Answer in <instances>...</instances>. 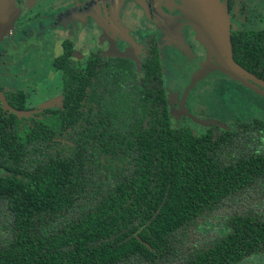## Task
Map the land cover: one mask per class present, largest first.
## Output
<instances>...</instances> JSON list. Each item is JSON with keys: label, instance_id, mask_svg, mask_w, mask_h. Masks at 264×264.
<instances>
[{"label": "trees", "instance_id": "obj_1", "mask_svg": "<svg viewBox=\"0 0 264 264\" xmlns=\"http://www.w3.org/2000/svg\"><path fill=\"white\" fill-rule=\"evenodd\" d=\"M229 39L232 60L264 83V32ZM67 52L61 109L31 125L0 114V264L264 255V123L193 135L170 124L164 93L142 91L123 61L80 72ZM17 97L9 103L24 110Z\"/></svg>", "mask_w": 264, "mask_h": 264}, {"label": "rangeland", "instance_id": "obj_2", "mask_svg": "<svg viewBox=\"0 0 264 264\" xmlns=\"http://www.w3.org/2000/svg\"><path fill=\"white\" fill-rule=\"evenodd\" d=\"M224 1L64 0L60 9L29 25L22 24L14 38L2 42L0 51L5 50L6 54L3 59L0 57V86L31 93L39 108L54 106V92L60 84V75L52 65L56 44L63 39L71 40L80 49L77 57H83L86 46L98 43L91 34L136 21L140 44L150 36L157 41L173 125L200 135L210 128L220 132L238 123H264V83L253 81L227 62L230 59L227 32L230 33L231 26ZM233 2L245 6L246 16L260 15L264 20V0ZM218 5L226 8L228 24L213 36L203 34L204 21L211 10L215 20L223 19L215 8ZM243 23L244 18L236 24ZM117 47L113 43L110 50L118 52ZM231 70L233 74L229 73Z\"/></svg>", "mask_w": 264, "mask_h": 264}, {"label": "flooded vegetation", "instance_id": "obj_3", "mask_svg": "<svg viewBox=\"0 0 264 264\" xmlns=\"http://www.w3.org/2000/svg\"><path fill=\"white\" fill-rule=\"evenodd\" d=\"M64 0H15L16 6L19 10V16L14 23L12 30L3 38L0 42H2L9 38H14L17 35L19 27L22 24L29 25L35 22L40 17H46L51 14L54 10H58L61 7V4ZM70 2H82L83 0H68ZM230 21V32L240 31V30H251V31H262L264 32V20L259 15L257 16H246L245 6H236L234 5L233 0H225L224 1ZM244 18V23L242 25L236 24L238 21ZM118 19V18H117ZM117 19L115 21H117ZM259 28V29H257ZM140 27L138 23L134 21L133 23H119L117 26H113L112 28H105L100 30L97 34H91L92 38H97L98 43L95 44L94 47L90 45L86 46L87 52L83 57H77L80 49H77L73 42L68 39H63L58 42L56 51H54V56L52 59V65L58 71L60 75V84L59 89L54 92L55 104L51 107L39 108L35 103H33V98L30 93H26L24 90L16 89V90H6L5 88L0 86V94L1 97L5 100L6 105L0 100V114L1 116L8 119L9 115H13L15 119L22 120L25 119L30 125L33 124L35 120H41L45 115H48V110L61 109L63 104V96H62V73L61 70L58 69V64L60 65L62 62L65 63L63 56L67 52L66 56H69V60L74 65L75 69L80 72L86 70L87 65L95 60L94 69L95 71L99 70V66L103 67L104 64L112 63L111 65L115 67V63L119 61H123V63L130 71L136 76L135 81L136 85L142 90L147 91L152 90L156 91L157 89L161 90L164 93L165 101L163 105L165 106V111L170 121V113L167 102V95L164 88L163 81V68L161 64V58L159 55V49L157 45V41L153 36H148V40L144 41L142 44L138 42L140 39ZM123 43H122V41ZM121 44H120V42ZM137 42V43H136ZM106 44L105 49H103V45ZM117 45L118 52H112L110 47L112 44ZM108 46V49H107ZM6 52L5 50L0 51V57L3 59ZM147 67L154 68V73H150L147 76ZM158 72V73H157ZM263 89V88H261ZM16 95L17 98H20L21 95L24 97L23 107L24 110L16 109L13 107L8 100V97ZM6 106V107H5ZM162 107V106H161ZM14 110L15 112L11 111ZM162 111V109H161ZM17 113H20L19 115ZM44 115V116H43ZM34 120V121H33ZM33 121V122H32ZM250 123H238L239 124H251ZM28 124V125H29ZM177 127L176 125H173ZM185 128V127H182ZM211 130L213 137L217 138L224 131L230 130H221L220 132H215V129ZM207 130V131H208ZM206 131V132H207ZM204 132V133H206ZM192 133V132H191ZM193 134V133H192ZM194 135V134H193ZM0 175H5L3 169L0 168ZM262 252V251H261ZM257 259L252 262V264H264V255H258Z\"/></svg>", "mask_w": 264, "mask_h": 264}, {"label": "water", "instance_id": "obj_4", "mask_svg": "<svg viewBox=\"0 0 264 264\" xmlns=\"http://www.w3.org/2000/svg\"><path fill=\"white\" fill-rule=\"evenodd\" d=\"M215 8H217L222 13L223 19L221 21H218L217 19L215 20L213 14H212V10H211V13L209 14L208 20H205V21L203 20L204 26H205V31L203 32V30L200 29L203 32V34L209 33L210 35L213 36V35H215V33H217L219 30H221V28L223 26H225V24H228V17H227L226 8L224 6L220 7L219 5ZM18 16H19V10L16 6L15 0H0V42L12 30L14 23L17 20ZM229 35H230V33L227 32L228 43H229V47H230ZM227 62L229 63L228 65H230L231 68L239 69L243 73L248 74L246 71H244L239 65H237L232 60L231 53H230V59L227 60ZM229 73L233 74L232 70ZM248 75L252 78L253 81L260 82V81L256 80L255 78H253L250 74H248ZM241 81L243 82L244 80L241 79ZM246 83L248 85L252 86L251 84L248 83V80H246ZM0 100L3 102L4 105H6L5 100L1 97V94H0ZM11 111L15 112L12 109H11ZM17 114L19 115L20 113H17Z\"/></svg>", "mask_w": 264, "mask_h": 264}]
</instances>
